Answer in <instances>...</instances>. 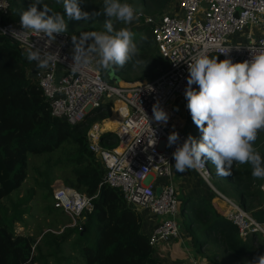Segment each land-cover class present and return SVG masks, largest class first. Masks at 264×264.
<instances>
[{"label": "built area", "instance_id": "1", "mask_svg": "<svg viewBox=\"0 0 264 264\" xmlns=\"http://www.w3.org/2000/svg\"><path fill=\"white\" fill-rule=\"evenodd\" d=\"M9 14L8 1L0 0V30L18 31L17 37L10 31L1 34L25 50L34 43L59 53V60L51 61L46 68H38L35 61L27 66L51 115L74 123L100 101L113 99L116 144L108 147L100 143L104 129L95 122L85 131L87 146L102 169L100 183L118 189L126 205L148 213L140 214L146 219L144 226H151L147 231L149 245L154 248L164 240L172 242L179 236L175 215L180 199L170 179L176 145L168 147L167 141L172 131L179 133L178 143L187 138L182 117L176 114L172 102L178 107L186 103L188 63L197 56L230 58L235 63L264 51V0H174L167 9L154 14L149 27L154 46L165 59L164 69L152 77L123 83L106 79L94 57L73 72L70 65L74 43L68 34H58L55 40L38 38L21 30L20 19H7ZM137 15L139 20L141 13ZM192 87L198 90L196 85ZM157 101L169 114L166 125L153 117ZM193 171L224 202L222 215L236 227L238 235H258L264 246V224L211 184L205 162ZM157 177L163 179L154 184ZM50 187L53 206L69 218L70 225H78L79 214L88 208L90 197L60 179H55Z\"/></svg>", "mask_w": 264, "mask_h": 264}, {"label": "trees", "instance_id": "2", "mask_svg": "<svg viewBox=\"0 0 264 264\" xmlns=\"http://www.w3.org/2000/svg\"><path fill=\"white\" fill-rule=\"evenodd\" d=\"M7 1L10 9L7 19L10 20H19L20 14L31 3V0ZM127 2L142 7L148 14H157L174 0ZM43 3L53 11L64 12L63 0H43ZM80 6L89 13L97 12L102 9L103 0H82ZM105 19L100 15L88 21L71 20L67 33L72 31V26L88 33L105 31ZM122 27L129 26L114 22V29ZM130 28L135 33L134 41L140 53L123 67L109 69V77L113 80L120 79L118 70L137 64L148 68L146 74L160 72L165 67V59L156 47H148V44H154L149 26ZM28 63L26 50L0 33V264H46V261H40L46 257L34 255L38 242L33 249L30 236L16 229L15 223L22 222L21 214L26 210L18 208L20 199L14 202L10 197L27 175L30 156L39 154H45V157L41 167H34L41 178L37 184L46 190L47 196L51 194L52 180L58 178L64 185L90 197L92 207L80 212L79 223L75 225L76 237L71 243L73 251L83 258L85 264H162L154 255V248L148 244L147 232L142 230V226L146 227L140 212L126 205L118 189L100 183L102 169L87 146L84 131L88 114L74 123L51 115L37 81L28 73ZM184 116L186 137L191 135L199 140L202 133L194 124L187 106ZM114 136L110 129L100 134L101 139ZM205 163L213 171L217 170L210 161ZM217 174L226 181L243 208L259 205L258 191L251 187L256 178L252 176L250 164L234 163L230 175ZM180 211L184 214V228L196 249L214 245L220 250V253L213 251L209 258L214 264H251L254 257L264 254L263 244L241 238L236 227L204 197L196 194L184 196ZM46 232L40 234L38 241ZM72 233V229H65L53 234L49 243H56L54 247L60 250V243ZM54 250L49 255L56 253ZM218 254L222 257L215 260Z\"/></svg>", "mask_w": 264, "mask_h": 264}, {"label": "clouds", "instance_id": "3", "mask_svg": "<svg viewBox=\"0 0 264 264\" xmlns=\"http://www.w3.org/2000/svg\"><path fill=\"white\" fill-rule=\"evenodd\" d=\"M81 2L63 0L62 14L53 11L43 0H31L28 9L20 14L21 30L38 38L55 40L56 35L68 32L69 21H88L104 15L105 31L81 34V41H91L87 48L72 37V71H77L81 63H87L93 57L100 68L108 70L123 67L139 55L140 49L131 28L114 29V22L131 25L138 20L137 9L132 4L127 0H103L101 10L89 13L81 8ZM7 31L13 37L18 35L15 29L0 30L4 34ZM26 56L40 69L60 58L58 52L34 43L29 44ZM188 72L187 108L202 135L199 140L189 135L183 143H178L179 133L172 131L169 134L167 146L176 145L172 154L176 171L183 173L210 161L220 175L228 176L234 163L250 164L252 176L264 179V157L254 147L259 133L264 131V51L252 55L250 60L235 63L230 58L220 60L200 55L188 63ZM153 117L165 125L169 120L168 112L158 101L153 105ZM251 264H264V254L254 257Z\"/></svg>", "mask_w": 264, "mask_h": 264}, {"label": "rangeland", "instance_id": "4", "mask_svg": "<svg viewBox=\"0 0 264 264\" xmlns=\"http://www.w3.org/2000/svg\"><path fill=\"white\" fill-rule=\"evenodd\" d=\"M134 7L137 8V12L141 13L140 16L141 19L134 21L131 25L128 26L133 28H138L141 26L150 27V23L152 21L154 14L146 13L142 7H136V6ZM72 27H73L72 31L66 34H68V36L71 39L72 37H75L78 43L82 42L84 46L87 47V44L90 43L91 41H81V34L88 32L83 31L82 28L80 27H75V26ZM237 34L240 35V33ZM152 46H154V44H148L149 48H151ZM94 63L100 71L102 70L104 71V76L106 79L120 83L132 82L143 78H149L152 77L151 74L157 73V72H152L150 74H146L148 68L145 65L137 64L131 68L118 70L117 74L120 76V79L113 80V77L110 78L108 75V73H110L109 69L105 70L100 68L96 63V58H94ZM146 75H151V76L146 77ZM186 106H187V101L185 104L182 102L180 104V107L177 106L175 101L172 102V108L174 109V111H176V114L181 117L184 116V109ZM114 108L115 105L113 103V99L102 102L100 101L97 105L91 107L87 112L88 114L86 118L87 122L84 131H86L90 127V125L93 122H95L101 129H104L103 131L110 129L115 133L116 119L114 116ZM100 143L104 146L109 145L108 147H110L116 144L115 136L109 138H102ZM254 147H256L258 151L264 156V131H261L259 133L258 139L255 141ZM30 157L31 158H30L26 177L21 182L19 187L14 189L10 193V197L11 199L14 200V202L20 199L21 203L18 205V208L21 207L24 210H26L21 214L22 222L15 223V227L16 228L18 227L19 231L26 233L27 235L30 236L32 248L38 242L37 249L33 248L34 255L41 256V258L46 257L40 259V261L42 262L46 261V264H85L83 258L80 257L72 249L71 243L74 241L76 237L75 226L69 224V218L60 209L53 207L51 194L47 196L46 190L43 187L39 186V184H37L41 182V178L36 173L34 167H41V162L44 159L45 154L31 155ZM206 165L210 172L211 184L223 194L236 200L234 195L231 193V189L229 188V185L226 183V181H224L222 177H220L217 174L218 171L217 170L213 171L208 166L207 163ZM172 171H174V165H172ZM179 178L181 181L179 182L176 180L175 182L176 186L175 185L174 186L176 189L177 196L180 199L178 210L175 215L178 230L180 232H179V236L173 240L174 243L176 242L178 244L181 243L179 241L181 237H183V235L185 234H188L182 222V218L184 217V214H182L180 211L181 200H183L184 195L196 194L201 196L207 194L208 193L207 190L211 191L206 185V183L202 179H200V177L195 172L194 174H192L190 170H186L185 172L181 173V176ZM55 179L57 178H54L52 182ZM162 179L163 177H157L153 181V183L156 184ZM182 183H184L183 186H181ZM251 187L253 190L258 191L257 198L261 202L264 199V179L256 178L253 181ZM140 213L144 214L145 216L148 215V213L145 211H140ZM142 217L145 222L146 219H144L143 215ZM60 228H63V230H60ZM65 229H72L73 233L70 236H67V238L60 243L59 245L60 250H57V247H54L57 244L56 243L50 244L49 240L52 239L54 235L59 234L61 231H65ZM150 229L151 226H149L148 229L147 228L145 229L142 226V230H144L145 232L147 231L149 232ZM47 230L48 232H46ZM43 232H46L44 237L38 241L40 234ZM256 238L259 239V236L257 235ZM255 242L256 244L260 243L259 241L256 240ZM166 243H168V240H164L160 244L154 246V252L155 250L158 249L159 246L166 245ZM53 249H55L54 251H56V253L49 255L53 251ZM215 250L216 247L214 245H206L199 249V251L206 253L205 257L207 258H210L212 252Z\"/></svg>", "mask_w": 264, "mask_h": 264}, {"label": "crops", "instance_id": "5", "mask_svg": "<svg viewBox=\"0 0 264 264\" xmlns=\"http://www.w3.org/2000/svg\"><path fill=\"white\" fill-rule=\"evenodd\" d=\"M181 125L183 126L184 129V127L186 126L185 116H182ZM190 171L192 174H194L193 169ZM180 176L181 173L177 172L174 167V171H172L171 174V181L175 186H176L175 184L176 180L179 182L181 181L179 178ZM183 185L184 183L181 184V186ZM207 192H208L207 194L201 196L207 199L210 202V204L220 214H222V211L225 208L224 202L212 191L207 190ZM187 195H193V194H187ZM3 201L6 202V199H3ZM246 210L250 212V214L254 217V219L264 224V199L259 203V205L253 206L251 208H247ZM17 230H19V228ZM249 238L253 242H255V240L260 242V240L257 239L256 237H249ZM179 241L181 242L180 244L176 242L174 243L172 241L166 243V245L159 246L158 249L155 250L154 255L161 260L162 264H214L213 261H210L209 258L205 257L206 253L199 251V249H196L192 245L190 236L188 234L183 235V237H181ZM216 251L220 253L219 249H216ZM221 257L222 255L218 254L214 259L220 260Z\"/></svg>", "mask_w": 264, "mask_h": 264}, {"label": "water", "instance_id": "6", "mask_svg": "<svg viewBox=\"0 0 264 264\" xmlns=\"http://www.w3.org/2000/svg\"><path fill=\"white\" fill-rule=\"evenodd\" d=\"M108 75H110V73H108ZM156 192H158V188L156 189ZM91 207H92L91 204H89V205H88V208H84V209H83V212L88 211Z\"/></svg>", "mask_w": 264, "mask_h": 264}]
</instances>
